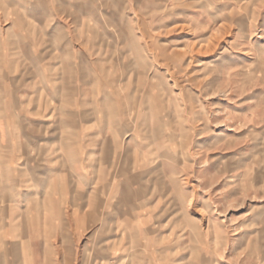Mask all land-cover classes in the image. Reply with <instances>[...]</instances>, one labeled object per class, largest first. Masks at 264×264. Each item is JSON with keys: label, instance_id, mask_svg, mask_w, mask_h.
Here are the masks:
<instances>
[{"label": "crops", "instance_id": "crops-1", "mask_svg": "<svg viewBox=\"0 0 264 264\" xmlns=\"http://www.w3.org/2000/svg\"><path fill=\"white\" fill-rule=\"evenodd\" d=\"M95 1L0 0V220L61 221L57 237L91 236L88 264H215L206 256L226 248L227 232L216 220H193L178 180L167 181L176 168L159 163L158 113L145 147L117 94L131 74L97 67L94 38L82 42L86 62L80 39L63 35L67 12L108 10ZM199 13L194 24L207 26L211 15ZM90 21L80 22L87 29ZM107 78L104 99L116 106L99 113L97 81ZM37 197L43 216H24Z\"/></svg>", "mask_w": 264, "mask_h": 264}, {"label": "rangeland", "instance_id": "rangeland-1", "mask_svg": "<svg viewBox=\"0 0 264 264\" xmlns=\"http://www.w3.org/2000/svg\"><path fill=\"white\" fill-rule=\"evenodd\" d=\"M95 3L108 4V10L90 18L67 12L63 35L80 39L84 57L82 42L94 38L97 67L131 74L129 80L122 77L124 90L117 94L122 108L132 110L130 120L145 147L158 113L159 163L176 168L167 181L178 180V190L191 200L193 220H216L227 232L226 248L204 255L207 262L264 264V0H222L219 12L215 0ZM137 4L143 10L133 12ZM203 8L211 15L209 24L196 26L193 19ZM109 78L97 81L99 113L116 106L104 99L111 93ZM29 203L32 210L24 216L42 217L41 198ZM57 228L61 221L0 220V264L92 261L85 251L91 236L77 242L57 237ZM192 254L196 261L198 253Z\"/></svg>", "mask_w": 264, "mask_h": 264}, {"label": "bare ground", "instance_id": "bare-ground-1", "mask_svg": "<svg viewBox=\"0 0 264 264\" xmlns=\"http://www.w3.org/2000/svg\"><path fill=\"white\" fill-rule=\"evenodd\" d=\"M159 156V155H158ZM116 157V156H115ZM22 253V252H21Z\"/></svg>", "mask_w": 264, "mask_h": 264}]
</instances>
